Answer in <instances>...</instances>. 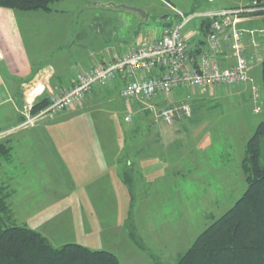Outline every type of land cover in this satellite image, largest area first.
Wrapping results in <instances>:
<instances>
[{
  "label": "rangeland",
  "instance_id": "1",
  "mask_svg": "<svg viewBox=\"0 0 264 264\" xmlns=\"http://www.w3.org/2000/svg\"><path fill=\"white\" fill-rule=\"evenodd\" d=\"M233 1L65 0L64 3H54L51 8L57 13L53 19L59 24L62 20L67 23L79 12V24L68 25L67 30L77 34L83 28L85 34H90L86 44L96 50L98 39L93 30L87 29L88 21L94 17L104 22L114 20L113 25H116L117 15H127V9L123 7L136 4L135 8L147 14L144 20L146 30L152 36L162 29V24L158 23L160 17L224 9L231 7ZM87 4L90 8H83ZM94 6L102 12H94L91 9ZM104 6L108 8L103 9ZM101 21L94 26H101ZM126 25L131 26V22L128 20ZM197 27H200L199 20L188 26L185 35L196 33ZM200 38L207 42V37ZM255 78V82L249 83L251 91L258 87L262 97L264 79L257 74ZM184 92L186 95L178 93V96L185 97L178 102L141 101L139 112L134 111V100L121 98L118 93L107 94L87 103L81 113L86 117L87 126L92 125L99 142L109 134L112 139L103 141V144L117 153L121 150L123 154L129 153L126 162L135 163L131 170L133 196L125 184L126 188L116 186V182L114 202L95 204L88 193L90 183L84 178L88 175L84 164L59 165L62 171L55 175L63 183L56 184L49 172L47 175L36 168L29 169L26 163L15 164L13 161L18 157L13 158L12 154L9 158L0 157V186L8 187L12 219L41 233L55 247L79 243L92 250L112 252L121 264H155L130 240L126 223L130 216L137 227L138 238L146 248L159 257L162 264H177L179 257L187 252L196 238L244 194L247 183L241 163L245 154L242 146L249 140L248 136L253 135L257 125L264 121V112L253 115L256 102L247 93L241 96L240 90L215 86L207 91L189 89ZM2 96L0 92V98ZM182 105L190 106L191 116L180 115L171 124L161 120L165 107ZM15 115L11 104L0 106V130L10 127ZM24 119L26 124L27 119ZM24 124L19 127L33 125ZM157 125L166 138L161 139L162 146H158V150L153 147L157 150L155 152L159 151V156L143 159L141 167L134 156L153 146L154 139L147 138L155 132ZM87 129L91 130L89 126ZM15 136L11 138V146L8 143L9 147L15 150L27 148L28 141L23 138L16 140ZM122 157L121 154L123 173ZM261 161L264 163V141ZM137 166L142 169L135 177ZM79 167L82 169L76 171Z\"/></svg>",
  "mask_w": 264,
  "mask_h": 264
},
{
  "label": "crops",
  "instance_id": "2",
  "mask_svg": "<svg viewBox=\"0 0 264 264\" xmlns=\"http://www.w3.org/2000/svg\"><path fill=\"white\" fill-rule=\"evenodd\" d=\"M64 2L65 0L60 1V3ZM232 3L234 4L231 7H225L224 9L244 8L251 4V0H234ZM134 6L136 4H133ZM83 8L90 7L87 4ZM98 8V6L91 7L94 12H102L98 11ZM102 8L108 7L104 6ZM125 12H127L126 16L123 15L124 13L117 15L116 25H113L114 20L104 22L99 17H94L88 21L87 29L93 30L94 36L99 42L97 49L92 50L86 44L90 34H85L83 28L77 34L69 33L67 30L68 25L70 27L79 24V12L75 13L73 19L66 21L67 23L62 20L59 24L53 19L56 17L54 14H57L53 10L15 12L0 8V92L3 93L0 98V106L9 103L15 109L16 114L11 126L0 130V142H8L11 146V138L15 135L16 140L26 139L28 141L27 148L22 150L12 149L13 158L14 156L18 157L13 162L15 164L26 163L29 169L30 167L36 168L47 175V172H49V176L55 179L56 184L63 183L58 181L55 175L61 170L59 165L63 167L64 164L69 163L78 166L84 164V168L88 173L84 178L87 179L86 182L90 183L88 193L92 195L90 197H93L92 200L95 204L114 202L116 182V186H124L125 188L127 186L129 190L128 184L121 176V154L123 155L122 168L124 171L129 172L132 179L131 170L134 168L135 163L126 162L125 158L129 156V153L123 154L122 150L117 153L115 150L108 148L107 144L102 143L112 139L109 134L104 135L99 142L96 133L94 134L92 131V125H88L91 128L88 131V122L81 113L86 108L87 103L100 98V96H107V94L110 96L118 93L121 98H124L122 90L126 80L119 75L114 81L94 88L91 93L84 97L80 105L47 116L27 127H19V125L24 124L23 110L28 100L34 101L35 104L36 101L43 98L51 99L67 92L76 85L78 74L91 71L96 65L110 62L116 57L124 55L131 47L160 38L163 25L159 33L151 36L146 30L144 21L146 18L128 9ZM175 16L170 15L166 20L173 21ZM161 18L158 22L160 24L166 21L160 20ZM127 19L131 22V26L126 25V22L128 23ZM99 20L101 26H94ZM239 27L244 31L243 42L246 47L252 81H256V74L264 79L262 69L264 60V16L245 15L240 19ZM94 28H96V31ZM200 35V27H197L196 33L190 34L189 32V35H185L191 50L198 52L199 56H192L193 61L198 63L201 61L203 52L211 51L208 42L204 38H201L203 42H199ZM213 56V59L221 67L226 68L234 64V59L227 48ZM157 73L156 71H150V75ZM234 89L240 90L241 96L245 93L249 94L252 101L256 102L257 106L255 105V109L252 111L253 115L263 113V111L255 112L258 106L262 107L263 96L261 97L258 87L257 97L253 90L251 91L250 84L233 87L232 90ZM186 90L188 89H178L174 91L170 98L158 97L151 101L156 103H162L166 100L182 101L185 97L178 96V93L183 92L184 94ZM127 100L131 101V99ZM133 100L136 103H134L136 105L134 111L139 112L138 105L141 101ZM138 121L140 124L139 118ZM179 123L183 122L179 121ZM156 128L150 138H147L148 140L154 139L153 146H149L150 149L146 148L145 151L138 152L139 155L134 156L137 157L134 160L137 161L139 166H141L143 159L150 156H159V151L155 152V150L159 149L158 146H162L161 139L166 137L162 136L158 125ZM246 143L244 142L242 148L246 149ZM154 146L156 149L153 148ZM25 156L27 158H24ZM242 160L243 156L241 157V163ZM207 162H210L209 156ZM139 166H137V172L134 173L136 174L135 177H138L139 174L137 173L142 169ZM113 167H116V169L112 170ZM80 169L82 168H76V171H80ZM50 172H53L54 175ZM129 193L131 196L134 195V192L132 195L130 190Z\"/></svg>",
  "mask_w": 264,
  "mask_h": 264
},
{
  "label": "trees",
  "instance_id": "3",
  "mask_svg": "<svg viewBox=\"0 0 264 264\" xmlns=\"http://www.w3.org/2000/svg\"><path fill=\"white\" fill-rule=\"evenodd\" d=\"M60 1L0 0V8L15 12L51 11V6ZM263 1L259 0L262 6ZM245 15L264 16V11ZM171 24L170 20L162 22L164 27ZM210 24V20L200 22V36H208ZM199 42H203L201 38ZM195 55L198 52L190 49V58ZM262 69L264 74V60ZM262 96V107L258 106L260 112H264V84ZM49 103L48 98L36 101L32 114L39 113ZM263 141L264 121L257 125L246 143L242 160L247 183L244 194L233 207L196 238L187 252L179 257L177 264H264V163L261 161ZM11 152L8 142H0V157L9 158ZM121 176L133 195V181L129 172L123 171ZM7 188L0 186V264H121L112 252L92 250L79 243L55 247L41 233L27 225L17 224L12 219L10 193ZM126 223L133 244L148 254L155 264H162L159 257L154 256L141 238H138L137 227L130 216Z\"/></svg>",
  "mask_w": 264,
  "mask_h": 264
},
{
  "label": "built area",
  "instance_id": "4",
  "mask_svg": "<svg viewBox=\"0 0 264 264\" xmlns=\"http://www.w3.org/2000/svg\"><path fill=\"white\" fill-rule=\"evenodd\" d=\"M260 11H264V6L260 5L259 0H252L249 6L239 9L202 11L189 15L178 13L171 25L163 27L158 40L131 47L124 55L78 74L74 88L52 97L49 106L39 113L32 114L34 101L28 100L24 113L26 124H34L47 116L80 105L94 88L114 81L119 75L126 80L122 96L146 102L158 97L170 98L178 89L205 91L214 86L233 88L247 85L253 81L243 42L244 31L240 29L239 22L243 15ZM195 20L211 22L207 36L211 51L203 52L197 64L189 56L191 48L185 38L188 26ZM254 45L257 46L256 43ZM225 48L234 59V64L226 68L213 59V55ZM150 71L158 73L150 75ZM253 91L257 97V87ZM260 110L258 107L255 112L259 113ZM191 113L189 105H182L164 109L161 116L171 124L176 117H188Z\"/></svg>",
  "mask_w": 264,
  "mask_h": 264
},
{
  "label": "water",
  "instance_id": "5",
  "mask_svg": "<svg viewBox=\"0 0 264 264\" xmlns=\"http://www.w3.org/2000/svg\"><path fill=\"white\" fill-rule=\"evenodd\" d=\"M123 8H126V9H128V10L134 11V12L140 14V15H141L142 17H144V18L147 17V14H146L145 12H143L142 10L137 9V8H135V7H123ZM169 17H170V15H166V16H163L160 20L163 21V20H166V19L169 18Z\"/></svg>",
  "mask_w": 264,
  "mask_h": 264
},
{
  "label": "flooded vegetation",
  "instance_id": "6",
  "mask_svg": "<svg viewBox=\"0 0 264 264\" xmlns=\"http://www.w3.org/2000/svg\"><path fill=\"white\" fill-rule=\"evenodd\" d=\"M159 22V21H158Z\"/></svg>",
  "mask_w": 264,
  "mask_h": 264
}]
</instances>
